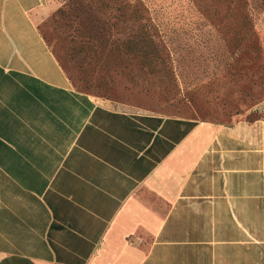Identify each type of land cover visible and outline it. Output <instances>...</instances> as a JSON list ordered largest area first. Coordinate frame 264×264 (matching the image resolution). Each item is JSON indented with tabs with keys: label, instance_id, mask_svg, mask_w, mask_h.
Instances as JSON below:
<instances>
[{
	"label": "crops",
	"instance_id": "1",
	"mask_svg": "<svg viewBox=\"0 0 264 264\" xmlns=\"http://www.w3.org/2000/svg\"><path fill=\"white\" fill-rule=\"evenodd\" d=\"M52 0H0V264H264V137L77 90Z\"/></svg>",
	"mask_w": 264,
	"mask_h": 264
},
{
	"label": "rangeland",
	"instance_id": "2",
	"mask_svg": "<svg viewBox=\"0 0 264 264\" xmlns=\"http://www.w3.org/2000/svg\"><path fill=\"white\" fill-rule=\"evenodd\" d=\"M82 1L93 21L67 19L70 0H52L38 24L77 90L161 115L259 120L264 137V0ZM93 24L103 42L90 49L105 48L85 58L75 48ZM146 42L167 65H147Z\"/></svg>",
	"mask_w": 264,
	"mask_h": 264
},
{
	"label": "trees",
	"instance_id": "3",
	"mask_svg": "<svg viewBox=\"0 0 264 264\" xmlns=\"http://www.w3.org/2000/svg\"><path fill=\"white\" fill-rule=\"evenodd\" d=\"M82 0H70V4H69V6H70V9H71V12L69 13V15L67 16V19H71L72 18V16L74 17V18H78L79 17V15H80V13H87V15H86V17L84 18V19H89V20H91V21H93L94 20V18H96V16H95V14H94V12H90L89 11V9L88 10H86V9H83L84 7H86V5H88L86 2H84L83 3V1L81 2ZM90 6V5H89ZM107 26H109V24L107 25ZM104 28V27H103ZM102 28V29H103ZM77 32H79L80 31V29L79 28H76L75 29ZM97 31H98V29L96 28V26H94V24L93 25H91V26H89V28H88V31H87V33L85 34V37L87 38L86 40L87 41H84L83 42V40H81L80 42H79V46H78V48H75V50H76V53H78V54H83V56L85 57V58H91V57H94V56H96V55H98V56H100L101 54H102V49H104L105 47H100V45H98V47L100 48L98 51H93L92 49H90L92 46H94L95 45V43L96 44H102V39H100L99 41L97 40V42H95L94 43V40H95V32L97 33ZM43 36V35H42ZM43 38L45 39V37L43 36ZM45 41L47 42V40L45 39ZM105 43H107V42H105ZM47 44H48V42H47ZM49 45V44H48ZM146 45L150 48V50H151V54H150V56L151 57H148V58H146V61H147V65L148 66H153V65H155L156 63H158V64H165V65H167L168 64V60H164L163 58H160L159 56H158V54H156V51L158 50V48H157V46H156V44H153V43H148V42H146ZM53 51V50H52ZM92 51V53H90ZM54 53V52H53ZM93 54V55H92ZM72 58H73V56H71ZM60 63V62H59ZM170 63V62H169ZM60 65H61V67H62V69L66 72V69L64 68V66L60 63ZM77 66L78 67H82V65L80 64V62H78L77 63ZM164 69V68H163ZM158 70V69H157ZM156 70V71H157ZM158 71H160V70H158ZM164 71H166V70H164ZM67 74V73H66ZM69 77V76H68ZM70 79V78H69Z\"/></svg>",
	"mask_w": 264,
	"mask_h": 264
}]
</instances>
